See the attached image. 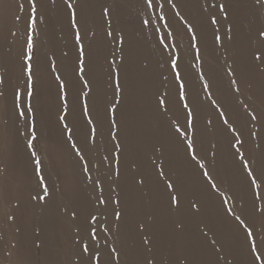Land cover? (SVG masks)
<instances>
[{
  "label": "rangeland",
  "instance_id": "obj_1",
  "mask_svg": "<svg viewBox=\"0 0 264 264\" xmlns=\"http://www.w3.org/2000/svg\"><path fill=\"white\" fill-rule=\"evenodd\" d=\"M95 1L98 7L89 18V28L80 29L81 42L85 48L86 74L83 79L89 80V61L92 60L96 66L95 76L89 80L88 87L83 86L74 71L78 51L75 29L71 28L69 18L64 25L48 27L44 10L36 0H25V14L23 10L22 15L18 13L20 3L15 4L14 11H9L8 7L0 8V77L3 78L0 92L4 93L0 97V264H82L80 256H77L81 251V243L90 245L87 255L92 254V248L101 252L100 264H108L106 262L109 261L111 264H134L137 260L143 261L145 257L151 258L153 255L159 264H251L253 254L249 253L250 241L245 240L243 227L235 221L234 216L227 214L226 209L232 208L235 215H240L241 209L246 214L251 212L253 191L249 188V179L242 162L234 153L239 148L245 159L255 153L258 161L264 155V117L246 125L250 117L243 108L246 103L261 107L264 77L253 66L247 81L241 86V93L233 95L229 92L227 69L232 66L233 59L237 60L238 69L244 63H249L251 51L260 46L256 30L264 27V8L249 4L237 15L230 6L231 0H172L175 9L168 0H153L151 9L145 7L144 0ZM62 2L67 6L72 0ZM33 3L36 9L35 24L31 30L35 44L32 61L34 85L33 95L29 97L22 54L26 49L27 25ZM157 3L163 8L156 7ZM221 3L229 11L228 20H224L218 9ZM102 6L109 7L111 14L108 17L101 16ZM52 11L59 14L55 9ZM67 11L70 12L68 8ZM176 12H179V16ZM161 14L168 22L167 28L163 26L165 21L159 18ZM213 15L220 21L218 25L209 24V18ZM256 15L260 17V27L254 24L258 20ZM17 16L19 20H16ZM142 19H149L150 23L142 26ZM109 21L112 36L106 35ZM184 21L193 24L197 35L195 42L190 41ZM230 23H234L232 40H228L225 35ZM67 27L69 48L60 33L62 28ZM217 27V34L222 38L220 43L214 42V30ZM49 28H54V36L61 40L62 51L61 47L57 53L51 51ZM157 28L159 32L155 31ZM168 32L172 36L166 37ZM119 36L124 37L123 44L119 42ZM192 43L200 49L199 59L196 58ZM165 45L168 46L166 50ZM95 47H99L96 55ZM176 53L180 56L179 70L195 117L194 128H188L187 136L184 137L176 133L172 124V121H176L184 129L186 123V113L178 99L179 81L174 79L170 66L171 57ZM44 56H47L49 63ZM121 56H124L123 61ZM53 63L55 71L52 70ZM19 69H22V74ZM45 69L54 78L59 73L67 85L68 112L64 123L71 129L70 132L64 130L63 123L58 120L59 115L63 114V101L60 100L58 112V104L54 101L56 92L53 84L47 80ZM210 69H214L211 75ZM117 72L122 88L119 93L114 90ZM201 72L210 84L208 91L211 97L203 90L204 81L199 79ZM40 79L47 83L44 97H38L42 95L39 93ZM20 80L23 81V89H20L19 104L20 110L25 113L23 117L18 116V110L14 107V92ZM55 81L59 84V81ZM93 94L100 96L99 100L102 99L103 104L117 103L116 97H120L116 109L117 129H110L109 116L105 115L103 104H99L96 99L92 106L90 96ZM228 96L234 106L224 101ZM158 97H164L165 105H158ZM211 100L217 101L219 110L211 104ZM85 102L89 115L93 117L92 125L82 115ZM29 105L31 112L28 111ZM45 109L50 112L49 121L40 119V114L46 113ZM225 109L229 124L243 131L238 137L244 141L243 146L232 147L235 144L234 134L226 131L227 126L219 115ZM56 120L59 125L55 123ZM33 123L36 132L33 149L41 160L44 183L48 185L49 192L56 190L47 206L31 199L38 191L43 195L36 188L34 158L31 156L33 149L27 147ZM92 126L96 127L94 144L86 141ZM250 129L256 132L255 137L250 134ZM49 130L57 135L54 146L47 140ZM110 131H116L115 139L110 138ZM17 134L23 138L22 148L19 152L14 151V156H7L18 140ZM189 138L194 142L198 160L203 161L219 191L210 188L202 175L203 169L185 152ZM73 143L82 150L84 161L76 156ZM117 143L120 145L119 152L115 147ZM60 148L63 149L62 153ZM22 151L26 159L20 162L18 156ZM105 156L107 160L103 159ZM153 161L162 164L166 173L171 171L180 176L183 195L180 211H168V195L162 183L157 187ZM23 162L26 173L22 170L24 165L18 168ZM85 162H88V172L82 171ZM133 163L137 165L136 168L131 167ZM118 167L119 176L116 175ZM89 176L91 180H86ZM144 176L147 177V183L143 190L135 189L133 178L138 180ZM67 180L70 183L68 191L64 184ZM95 180H99L100 184L94 188ZM258 191L261 199L257 203L264 205V183ZM100 196L106 199L110 197L111 202L107 205L98 204L97 198ZM117 199L121 200L120 205L114 203ZM225 199L228 200L227 204L223 203ZM71 202L76 203L78 209ZM192 202L198 203L199 212L191 209ZM73 209L79 213L75 221L69 215ZM114 210L125 211L123 221H116ZM89 212L98 216L95 225L97 240H89L85 231L82 233L84 240L77 242L80 238L76 226L85 224ZM149 217H155L157 221L155 227L150 229L155 243L151 252L140 246V234L135 228L138 220ZM241 218L245 219V216ZM175 222L183 225L182 232L174 231ZM245 222L248 223V220ZM117 225L120 226L119 230ZM260 225L261 217H257V229H260ZM262 237L264 232L254 234L259 245L257 254L264 253V245L260 244ZM213 240L217 241L215 245L212 244ZM46 245H50L54 253L47 252ZM18 246L22 251L16 249ZM69 246L74 255L68 257L60 253V250ZM138 247L141 254L137 256L130 249ZM112 248L117 252L110 256ZM117 253L120 255L117 256ZM56 256L58 262L51 263ZM256 264H264V255Z\"/></svg>",
  "mask_w": 264,
  "mask_h": 264
},
{
  "label": "snow or ice",
  "instance_id": "obj_2",
  "mask_svg": "<svg viewBox=\"0 0 264 264\" xmlns=\"http://www.w3.org/2000/svg\"><path fill=\"white\" fill-rule=\"evenodd\" d=\"M168 3L171 4L172 8L175 9L176 5L172 3V0H168ZM145 7L147 9H151L153 7V0H144ZM251 4L252 7H255L259 5L261 8H264V0H231V7L233 10L236 12L237 15H239L241 12L245 10V8ZM92 6V0H72V2L67 3V8L70 10L69 12V23L71 28L75 29V41L77 45V51H78V58H77V64L74 69L77 77L79 80L82 82L84 87H88L90 81L83 79L84 75L86 74V69H85V48L83 43L81 42V32L80 29L87 23L88 18H89V12ZM156 7L158 8H163V5L157 3ZM218 9L220 13L223 14L224 20L229 19V11L226 10V5L221 3L218 5ZM79 10V13H78ZM35 6L34 3L31 6V12L29 16V23L27 25V35H26V49L24 54H22V60L24 61L23 64V72L26 73L27 75V81H26V89H27V96L31 97L33 95V85H34V80H33V75H34V70H33V50L35 48V44L33 41V36L31 34V30L35 24ZM110 9L109 7H104L102 6V11H101V16L102 17H108L110 15ZM176 15L179 16V12H176ZM160 20L165 21L164 27H168V22L166 21V18L163 14L160 15ZM20 17L17 16L16 20H19ZM180 19L183 21L184 18L180 17ZM142 26H147L150 23L149 19H142L141 20ZM186 27H187V32L190 33V41L195 42L197 40V35L194 30V26L192 23H189L188 21H184ZM220 21L217 20L216 16H211L209 18V24L210 25H218ZM111 21H109V30L107 31L106 35L107 36H112L113 32L110 28ZM233 27L234 23H230L227 26L226 33L225 35L227 36L228 40L233 39ZM156 32H159V29H155ZM219 32V28L217 27L214 30V42L215 43H220L221 42V36L218 35L217 33ZM256 35L259 40L260 46L257 48H254L251 51V60L249 63H244L242 67L239 69L236 67L237 60L233 59L232 66H229L227 69V76L230 78L229 79V92L231 94H236V93H241V86L242 84L247 81L249 77V72L251 68L254 66L255 69L261 74L262 77H264V27L258 28L256 30ZM172 36L171 32H168L166 34V37ZM118 40L121 44L124 43V37L119 36ZM161 43H163V40H161ZM167 45H165V50L167 49ZM192 47L196 49V58L199 59L200 55V49L196 47L195 43H192ZM65 55H67L65 53ZM120 59L123 61L124 56H121ZM180 59L179 53H176L172 55L171 60H170V66L171 70L174 74V79L176 81H179V86H178V99L182 103V107L185 110L186 113V123L184 129H181L180 125L176 123V121H172V124L175 127L176 133L180 137L187 136V129L188 128H194V108L189 106L188 98L186 95L185 91V83L184 80L181 77V72L179 70V65L178 61ZM241 61L243 63V57H241ZM259 63H256V62ZM114 63V62H112ZM52 70L55 71V64L53 63L52 65ZM214 71V69H210V75ZM235 77V78H234ZM55 79L59 81V98L61 101H63V114L59 115L58 120L59 122L63 123V129L67 131H71V129H68V125L64 123L66 119V114L68 112V101H67V96L68 93L66 91L67 85L64 80L61 79V76L59 73L56 74ZM167 79V77H165ZM199 79L204 81L203 83V90L205 93L211 97V92H209L210 84L208 80H205L204 78V73L201 72ZM3 82V78L0 77V83ZM115 92L119 93L122 91L121 84H120V78H119V72L116 73L115 76ZM4 93L0 92V97H3ZM21 97V93L19 88H17L14 92V107L16 110H18V116L23 117L25 115L23 110H20V104L19 100ZM262 97H264V91H262ZM251 100V98H249ZM117 103L120 101V97H116ZM99 104H103L102 99L98 101ZM117 103H111V104H103V110L105 115L109 116V126L110 129H117V124L118 121L116 119V109H117ZM211 104L216 106V108L219 110L220 105L217 104L216 100H211ZM158 105L163 106L165 105V99L164 97H158ZM243 108L245 110V113L250 119L246 120L245 124H251L252 122H255L258 120L260 117H264V98H262L261 101V107H252L250 104L246 103L243 104ZM28 111L31 112V106H28ZM225 110H221L219 112V115L223 118V124L227 126L226 131L233 133V139H235V144L232 145V147H236L237 145L243 146L244 141L240 140L238 137L243 134L242 129L238 131L236 127H233L232 124H229V117L225 115ZM82 115L87 117V123L89 125H92L93 123V117L89 115V108L87 102L83 104L82 108ZM209 124H211V121H208ZM31 136L27 141V147L29 149H33V142L36 140V132H35V124L33 123L31 126ZM250 134L255 137L257 134L255 131H251L250 129ZM95 136H96V127L92 126L90 128L89 134L86 136V141H91L93 144L95 143ZM116 137V131H110V138L115 139ZM70 139V137H69ZM73 149L75 150L76 156L79 158L80 161H84V155L82 154V150L79 148H76L75 143L72 145ZM117 148L118 152L120 151V145L117 143L115 145ZM257 148H259V145H256ZM156 151H159V149H156ZM185 152L190 156L192 161H197L198 167L200 169H203L202 175L204 178L207 179V181L210 184V188L214 189L216 191H219L217 187V183L213 182V177L210 175L209 171L205 168V165L202 160H198L197 158V152L194 147V142L191 138L187 140V147L185 149ZM214 155V154H213ZM235 156H238L242 162V167L243 170L246 174V177L249 179V188L253 191V198H252V207H251V212L250 213H245L244 209H241V214L240 215H235L234 211L232 208H227L226 212L229 216H234V219L240 226L243 227L244 232H245V240L250 241V246H249V253L253 254V259L251 264H256L258 260L261 259V256L264 255V253H259L257 254V249H258V244L256 239H254V234L255 235H260L261 232H264V205H260L257 203L261 199L260 192L258 191L259 187L261 186L262 183H264V155L261 156L259 161L256 158V154L253 153L250 155L248 159H245L244 154L239 151V148H237L236 153H234ZM31 156L34 158L33 163H34V168H35V174L37 178V183H36V188L40 189V191L43 192V195H40V192L38 191L35 196H32V200H38L42 202L45 206L49 204L53 200V193L56 191L53 189V192H49V187L47 184L44 183V176L41 174V160L37 156L36 151L33 149L31 152ZM104 160H107L108 157L105 156L103 157ZM155 164V161H153ZM117 164L119 165V158L117 157ZM132 168H136L137 165L133 163L131 165ZM156 168V178H157V187L159 186L160 183L163 184V189L164 191L167 192L168 195V201H167V207L168 211H178L182 200H183V195H182V181L181 178L178 174H173L171 171L168 173L165 172L164 167L162 164H155ZM88 162H85L82 166V171L83 172H88ZM116 175H120L119 167L116 169ZM111 179V176L108 177ZM86 180H91V177H86ZM134 180V188L137 190H143V187L147 183V177L144 176L140 179H135ZM100 181L95 180L93 181V186L95 188L96 185H99ZM103 189H101L102 191ZM221 196H223V193H220ZM111 202V198H104L103 196H100L97 198V203L100 205H107L108 203ZM115 204L120 205L121 200L117 199L114 201ZM224 204L228 203V200L225 199L223 200ZM191 209L196 210V212H199V206L197 202H192L191 203ZM67 210V209H66ZM99 211V209H97ZM131 211V210H129ZM125 211L120 210H114V216L116 221H123L124 216H125ZM69 215L72 220L78 219L79 213L77 210L73 209L69 212ZM241 216H245V219H242ZM261 217V225L260 229H257L256 227V218ZM9 219H13V217H9ZM248 220V223L245 222V220ZM98 220V216L94 215L92 212H89L86 219H85V224L84 225H77L76 226V231L77 235L79 236V241L84 240V236L82 233L85 231L87 232L88 239L91 241H96L97 240V230H96V223ZM157 224V221L155 217H149L146 220H138L136 222L135 228L136 231L140 234V246L141 247H146L147 251L151 252L152 249L155 247L154 243V235L153 232L150 229H153L155 225ZM120 226L117 225V230H119ZM105 231H108L107 228H105ZM174 231L179 233L183 231V225L180 222H175V228ZM204 235L206 236L207 233L205 232ZM217 243L216 240L212 241V244L215 245ZM260 244L264 245V237L261 238ZM151 245V246H149ZM90 251V245L88 243H81V251H80V259L82 261V264H100L101 260V252L98 251L96 248H92V254L87 255ZM134 254L137 256L141 254L140 248H134L130 249ZM117 250L115 248H112L109 252V255L111 256L112 253H116ZM87 255V260L84 261L83 258L84 256ZM120 253H117V256H119ZM108 264H111L109 261ZM134 264H159V262L156 261L155 255H153L151 258L145 257L143 261H135Z\"/></svg>",
  "mask_w": 264,
  "mask_h": 264
},
{
  "label": "bare ground",
  "instance_id": "obj_3",
  "mask_svg": "<svg viewBox=\"0 0 264 264\" xmlns=\"http://www.w3.org/2000/svg\"><path fill=\"white\" fill-rule=\"evenodd\" d=\"M57 1V2H56ZM55 2H52V0H36V2L38 3V5L40 6V8L42 9V10H44V13H43V15H44V18H46V23L48 24V27H51V26H57V24L59 25V24H62V25H64V24H66V22L68 21V18H69V12L67 11V6L62 2V0H56ZM25 0H21V2H19L18 0H2L1 1V4H0V8H2V9H5V8H7L8 7V10L10 11V10H13L14 11V9H15V4H17V3H20V8L18 7V13L20 14V15H22V11L24 10V7H25ZM65 2V1H64ZM77 2H79V0H77ZM56 4H58V6L56 5ZM228 4H229V1H228ZM57 6V7H56ZM97 7H98V4L96 3V1L95 0H92V6H91V9H90V12H89V18L95 13V11H96V9H97ZM57 10V12L59 13V14H56V12H53L52 10ZM78 13H79V10H78ZM24 14H25V10H24ZM4 16H5V14H4ZM234 16V15H233ZM257 16V18H258V20H256L255 22H254V24H256V25H258L259 27H260V25H261V23H260V17L258 16V15H256ZM48 17H53L52 19L51 18H48ZM89 18H88V21H89ZM256 19V18H255ZM252 20L254 21V19L252 18ZM88 21H87V23L82 27V28H89L88 27ZM252 21V22H253ZM250 22V21H249ZM9 24H12L13 25V23H9ZM14 25H15V23H14ZM49 30H50V34H49V37H48V40H50L51 41V45H50V47H51V51L53 52H55V53H57L58 52V50H59V47H61V40L59 39V37H56V36H54V33H53V31H54V28H49ZM62 30L63 31H61L60 33L63 35V37H64V39L66 40V46H67V48H69L70 47V38H69V27H67V28H62ZM47 40V41H48ZM98 49H99V47H95L94 48V54L96 55L97 54V51H98ZM61 51H62V47H61ZM18 54V53H17ZM92 54V53H91ZM93 55V54H92ZM18 56L19 57H21V55L20 54H18ZM58 57V56H57ZM44 58L47 60V62L49 63V61H48V58H47V56H44ZM43 57H42V60L44 59ZM58 61H59V57H58ZM66 62H67V59H66ZM61 66L63 65V63L62 64H60ZM95 72H96V66L94 65V63H93V61L92 60H90L89 61V64H88V73H87V77H88V79L89 80H91L94 76H95ZM19 73L20 74H22V69L20 70L19 69ZM45 74L47 75V80H49L52 84H53V87H54V91L56 92V96H55V99H54V101H55V103H57L58 104V112H59V104H60V98H59V84H57V82L55 81V78L52 76V74L50 73V71L48 70V69H45ZM70 74H67V76H69ZM67 76H66V80H68L67 79ZM22 80V79H21ZM19 81V83H18V85L16 86V88H19V90L22 88L23 89V81ZM98 84H100V83H98ZM46 86H47V83H45L44 81H42L41 79L39 80V93L40 94H42V95H40V96H38V97H44L45 95H43V92L45 91V89H46ZM91 86H92V84H91ZM23 92V91H22ZM93 92H94V89H93ZM261 95V97H262V94H260ZM75 96H78V95H75ZM91 97V104H92V106H94V104H95V100L97 99V101H99V97L100 96H95L94 94L92 95V96H90ZM21 100V99H20ZM69 100H70V97H69ZM223 100V99H222ZM224 101L225 102H227V103H229V104H231L232 106H234L233 105V103H232V101H231V99H230V96H228L227 98H224ZM97 107L99 108L100 107V105L98 104L97 105ZM46 110V113H48V114H46V113H44V114H40V119H41V121H49L50 120V117H51V115H49V110H47V109H45ZM4 118H5V116H3ZM1 118V120H2V117H0ZM55 123L57 124V125H59L58 124V121L56 120L55 121ZM21 134V133H20ZM21 136V135H20ZM1 137V136H0ZM17 138H18V140L16 139V142H15V145L13 146V148L11 149V151H8V153H7V156H14V151H20L21 150V148H22V145H23V138H22V136L21 137H18V134H17ZM55 138H57V135L52 131V130H49V132H48V135H47V140H50V142H51V145L52 146H54V144H55ZM12 143H14V142H12ZM11 143V145H13ZM11 148V147H10ZM60 152L62 153L63 152V149L62 148H60ZM15 158V157H14ZM18 158H19V160H20V162H22V161H25L24 159H26V155H24V151H22V153L21 154H19V156H18ZM11 160H13V158H11ZM14 161V160H13ZM24 165V162L23 163H21V165L18 167V168H22V166ZM22 170H24L25 171V173H26V169H25V165H24V169H22ZM30 173V172H29ZM24 174V173H23ZM69 180H67V181H65V189L68 191V187H69V185H70V183L68 182ZM72 203V202H71ZM72 205H73V207L74 208H76V209H78V207H77V205H76V203H72ZM181 210V209H180ZM179 210V211H180ZM48 212V211H47ZM122 231H123V233H124V229H122ZM49 241H52V240H49ZM50 243V242H49ZM48 244V243H47ZM19 247V246H18ZM51 246L50 245H46L45 246V250L47 251V252H49V253H54V251H53V249L51 250V248H50ZM26 248V247H25ZM24 248V249H25ZM29 248V247H28ZM16 249L18 250H20L21 248L19 247V248H17L16 247ZM23 249V250H24ZM70 249H71V247L69 246L68 248H64L63 250H60V253H64V254H67L66 256H68V257H70L71 255H74V253H72L73 251H71L70 252ZM21 251H22V249H21ZM29 251V250H28ZM30 251H32L31 249H30ZM25 253V252H24ZM24 253H23V255H24ZM28 253V252H27ZM22 254V253H21ZM70 254V255H69ZM26 256V255H25ZM61 256V255H60ZM59 256V257H60ZM77 256H80V251L78 252V254H77ZM58 260V258H57V256H56V258H54V259H52L51 260V263H56V262H58L57 261ZM48 263V262H47ZM50 263V262H49ZM106 263H108V262H106ZM75 264H77V263H75ZM79 264H81L80 262H79Z\"/></svg>",
  "mask_w": 264,
  "mask_h": 264
}]
</instances>
